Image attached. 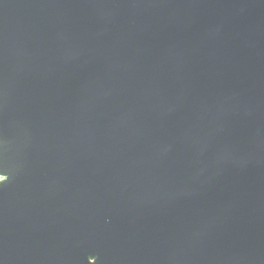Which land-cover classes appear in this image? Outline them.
Returning a JSON list of instances; mask_svg holds the SVG:
<instances>
[{
  "label": "water",
  "instance_id": "obj_1",
  "mask_svg": "<svg viewBox=\"0 0 264 264\" xmlns=\"http://www.w3.org/2000/svg\"><path fill=\"white\" fill-rule=\"evenodd\" d=\"M0 264H264V0H0Z\"/></svg>",
  "mask_w": 264,
  "mask_h": 264
},
{
  "label": "snow or ice",
  "instance_id": "obj_2",
  "mask_svg": "<svg viewBox=\"0 0 264 264\" xmlns=\"http://www.w3.org/2000/svg\"><path fill=\"white\" fill-rule=\"evenodd\" d=\"M0 173H2V172H0ZM0 178H2V179H4V180L6 179V177H0Z\"/></svg>",
  "mask_w": 264,
  "mask_h": 264
}]
</instances>
